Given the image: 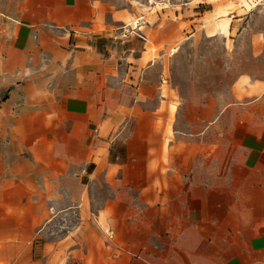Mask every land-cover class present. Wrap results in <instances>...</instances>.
I'll use <instances>...</instances> for the list:
<instances>
[{"label": "crops", "instance_id": "1", "mask_svg": "<svg viewBox=\"0 0 264 264\" xmlns=\"http://www.w3.org/2000/svg\"><path fill=\"white\" fill-rule=\"evenodd\" d=\"M148 1L0 0V264H264V81Z\"/></svg>", "mask_w": 264, "mask_h": 264}, {"label": "rangeland", "instance_id": "2", "mask_svg": "<svg viewBox=\"0 0 264 264\" xmlns=\"http://www.w3.org/2000/svg\"><path fill=\"white\" fill-rule=\"evenodd\" d=\"M184 3L192 5L197 17L203 15L199 26L206 30L193 38L199 46L187 47L180 59V83L192 75L195 88L202 92L230 88L239 76L264 81V0L148 1L169 8Z\"/></svg>", "mask_w": 264, "mask_h": 264}, {"label": "bare ground", "instance_id": "3", "mask_svg": "<svg viewBox=\"0 0 264 264\" xmlns=\"http://www.w3.org/2000/svg\"><path fill=\"white\" fill-rule=\"evenodd\" d=\"M152 2V1H151Z\"/></svg>", "mask_w": 264, "mask_h": 264}]
</instances>
